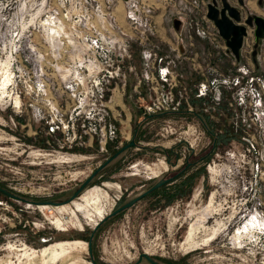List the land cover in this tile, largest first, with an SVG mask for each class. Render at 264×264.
<instances>
[{"label":"rangeland","instance_id":"1","mask_svg":"<svg viewBox=\"0 0 264 264\" xmlns=\"http://www.w3.org/2000/svg\"><path fill=\"white\" fill-rule=\"evenodd\" d=\"M77 1L0 0V61L9 59L10 94L20 100L19 107L8 97L0 101V187L30 200H63L122 146L134 144L64 207L28 205L0 192V264H41L38 252L59 242L68 243L65 255L50 264H132L142 253L159 264H264V182L253 188L257 178H250L240 155L245 122L233 120L230 127L228 112L210 118L212 109L204 107L214 96L225 100L224 90L194 97L196 84L214 78L212 66L224 74L235 69L221 49L222 38L211 40L213 23L201 18L193 0L162 3L148 39L126 43L118 75L105 77L95 90V72L87 71L94 62L79 42L82 26L76 22L83 18ZM182 9L184 21L175 28ZM257 56L254 69L262 74ZM185 95L196 114L186 111ZM183 167L173 181L94 230L116 207ZM212 192L218 213L189 239ZM96 194L101 215L93 211L90 220L80 213V225L71 214L73 203L79 208ZM51 219H60L66 230ZM214 225L218 235L196 243ZM139 264L150 263L141 258Z\"/></svg>","mask_w":264,"mask_h":264},{"label":"built area","instance_id":"2","mask_svg":"<svg viewBox=\"0 0 264 264\" xmlns=\"http://www.w3.org/2000/svg\"><path fill=\"white\" fill-rule=\"evenodd\" d=\"M167 1L169 0L77 1L79 3L78 12L82 13L80 17L83 18V21L78 20L76 22L77 27L82 26L79 42L86 45L87 49L90 50V58L87 60L94 63L90 65L87 71L95 72L93 75L95 79H92L95 90L101 87L105 77L108 79V77L114 78L118 75L119 64L117 62L121 56H128L120 51H126V43L134 37L139 42H145L148 39L147 36L155 29L156 22L153 19L155 12L160 9L162 3H168ZM211 1L193 0V6L198 7L201 18H207V4ZM120 6L122 20H119L118 15ZM185 12L184 9L177 11L178 14H182V16L175 18L179 24L182 20L184 21ZM189 24L191 23L189 22ZM213 26L210 34H212L211 40L215 41L219 34ZM196 29L200 35H209L208 31L199 27ZM221 49L226 57L232 59V65L235 66V69L232 73L224 74L212 66L210 73L214 74L212 75L214 78L205 79L196 84L194 97L200 100L205 98L209 91L220 94L218 89L227 92L228 96L225 100L221 101L220 96H214L210 106L204 108L205 110L207 108L212 109L210 115L212 120H217L219 116L224 117L225 113L228 112L230 127L233 125V120L245 122V126L242 125L241 127V138L246 144L240 155L243 160L245 159L247 172L251 174L250 178H257L253 180L252 184L253 188L257 189L264 182V73H256L253 66L248 63L252 52L251 40L245 39L237 59L223 41ZM236 61L240 62L237 63ZM160 75L162 77L167 76L166 70L160 71ZM182 92L184 94L186 92L184 87ZM183 99L187 106L186 111L196 114L186 100V95ZM169 102H173L171 92H169ZM221 104H225V112H223ZM253 188L252 190H254Z\"/></svg>","mask_w":264,"mask_h":264},{"label":"water","instance_id":"3","mask_svg":"<svg viewBox=\"0 0 264 264\" xmlns=\"http://www.w3.org/2000/svg\"><path fill=\"white\" fill-rule=\"evenodd\" d=\"M237 3L240 7L244 5L243 0H237ZM264 7V2H263ZM206 17L213 23L215 28L217 29V32L219 36L225 41L226 46L229 48L231 53L234 55V57L237 59L239 56V51L242 46L243 37L246 35V27H250L253 29V35L255 38V41L258 42V40L262 37H264V18L259 15H248L244 20L242 21V15L241 11L236 8L235 6L230 5L228 0H220V5H218L216 0H212L210 3L207 4V11H206ZM179 22L178 20H174V27L178 28ZM134 144L133 140H130L128 143H126L124 146H122L118 151H116L112 156L107 158L100 166H98L95 170L92 171V173L83 181L81 184L72 192V194L59 201L55 200H30L23 197H20L18 195L12 194L8 192L7 190L0 187V192L4 195L14 199L22 201L28 205L33 206H60L63 204H67L71 202L73 199L77 198L82 190L85 188V186L92 180V178L105 166L107 165L113 158H115L121 151L126 149L127 147H131ZM173 177L164 178L149 188H147L142 193L138 194L136 197L132 198L131 200L123 203L119 207H117L113 212L108 213L106 216H104L94 227L97 228L101 222H103L111 213H117L120 212L129 206H131L133 203L138 201L139 199L145 197L146 195L150 194L153 190L157 189L158 187L162 186L163 184L170 181ZM88 245V251L90 252V239L87 242ZM141 258H145L150 264H159L152 260L148 255L142 253L140 254L137 261H135L132 264H139L141 261Z\"/></svg>","mask_w":264,"mask_h":264},{"label":"bare ground","instance_id":"4","mask_svg":"<svg viewBox=\"0 0 264 264\" xmlns=\"http://www.w3.org/2000/svg\"><path fill=\"white\" fill-rule=\"evenodd\" d=\"M120 7H119L118 11H120V13H122ZM9 65L10 64H9L8 58L6 60L0 61V101H2L4 98L8 97L9 99L12 100V103L14 104L15 107H19V101H20L19 98L17 96L11 97V94H10V92H11L10 89L13 85V81H12L11 71H10L11 69H10ZM80 195L77 198H79V197L81 198ZM214 195H215L214 192H212V194L209 198V201H208V205L197 214L195 222L191 224L190 229H189V234H188L189 239H190V236H192L191 234H195L198 231H201V228L204 227L205 222L209 218H211V216H213L214 213L216 214L215 208L212 206L213 202L215 201ZM77 198L73 199L71 202H69L67 204H63L60 206H46V205H44V206H37V207H42V208L64 207L65 205L72 203ZM84 202L86 203L87 206L83 203L78 208L77 204L74 202L73 205H75L76 208L70 209L71 214L75 217V220L80 225H81L80 213L87 214L89 216L90 220H93V218H92V215H94L93 211H95V214L101 215V202H100V198L97 194H96V196L84 198ZM82 211H84V212H82ZM51 223L57 225V227L60 229L66 230L65 228H63L61 226V225H64L65 223L62 222L60 219H53L51 221ZM209 231H210V233H208L207 229L203 230L204 237L200 240L201 242L199 240L198 241L194 240V241H196V243L199 242L198 244H206L207 241H210L216 237V235L218 234L219 228L215 226L214 228L210 229ZM196 236H198V235H196ZM77 243H78L77 241L69 242V244H77ZM66 244H68V243L59 242V243H56L54 245L47 246V247H44L43 249H41L38 252L39 258L41 259V264L53 263L55 260L64 256L65 250H66L64 247ZM8 247H10V246H8ZM30 254H32V256H31L32 259L36 258V255L34 254V252H31Z\"/></svg>","mask_w":264,"mask_h":264},{"label":"flooded vegetation","instance_id":"5","mask_svg":"<svg viewBox=\"0 0 264 264\" xmlns=\"http://www.w3.org/2000/svg\"><path fill=\"white\" fill-rule=\"evenodd\" d=\"M263 2H264V0L260 3V7H261V9H263V11H264V7H263ZM250 15V14H249ZM248 15H246L245 16V18L247 17ZM260 16V15H259ZM263 18H264V16H262ZM245 39H247V40H251V42H252V52H251V54H250V59H251V57L252 56H255L256 57V55H258L257 56V59L259 58V57H261V58H259V61H261V65H263L264 66V37H262V38H260L259 40H258V42H256L255 41V38H254V35H253V29L252 28H250V27H246V35L243 37V41H242V45H243V43H244V41H245ZM257 50H259V53H257ZM261 59V60H260ZM263 62V63H262ZM254 68V67H253ZM255 70V69H254ZM255 72L256 73H259V72H257L256 70H255ZM260 74V73H259ZM180 173H181V170H178L174 175H171L173 178L170 180V181H168V182H171V181H173L174 180V178H175V176H179L180 175ZM171 176H167L166 178H169V177H171ZM167 182V183H168ZM159 188V187H158ZM153 192V191H152ZM151 193V192H150ZM120 206V205H119ZM118 206V207H119ZM117 208V207H116ZM115 208V209H116ZM114 209V210H115ZM113 210V211H114ZM112 211V212H113ZM119 212H117V213H111L105 220H107L108 218H110V217H113V216H115V215H117ZM216 213H218V212H216ZM102 223V222H101ZM100 223V224H101ZM215 226V225H214ZM220 232V229H219V231H218V233ZM236 233L238 232V230H236L235 231ZM218 235V234H217ZM250 235V234H249ZM251 236V235H250ZM235 238H237L234 234H233V236L231 237V239H235ZM246 243V242H245Z\"/></svg>","mask_w":264,"mask_h":264},{"label":"crops","instance_id":"6","mask_svg":"<svg viewBox=\"0 0 264 264\" xmlns=\"http://www.w3.org/2000/svg\"><path fill=\"white\" fill-rule=\"evenodd\" d=\"M263 0H257V4L260 5V3L262 2ZM228 2L230 3V5L232 6H235L236 8H238L240 10L241 8V15H242V18H243V14L245 15H260V16H264L261 12V9L260 7H258L254 0H250L249 3L245 2V0H243L244 2V5L242 7H240L237 3V0H236V3L234 4L232 1L228 0ZM243 9V10H242ZM251 12H254V13H251ZM222 41L225 43V41L222 39ZM200 45L197 44V47H199ZM240 53V52H239ZM253 61L255 62L256 61V57L255 56H252L251 59L249 58L248 59V63H250L253 67H255V64L253 63ZM257 70V69H256Z\"/></svg>","mask_w":264,"mask_h":264},{"label":"trees","instance_id":"7","mask_svg":"<svg viewBox=\"0 0 264 264\" xmlns=\"http://www.w3.org/2000/svg\"><path fill=\"white\" fill-rule=\"evenodd\" d=\"M228 132H229V131H228ZM229 133H230V132H229ZM188 165H189V164H188ZM188 165H187V166H188ZM184 168H185V167H183V168L181 169V171L184 170ZM160 187H161V186H160ZM160 187H159V188H160ZM157 189H158V188H157ZM155 190H156V189H155ZM155 190H153V191H155ZM151 193H152V192H151Z\"/></svg>","mask_w":264,"mask_h":264}]
</instances>
